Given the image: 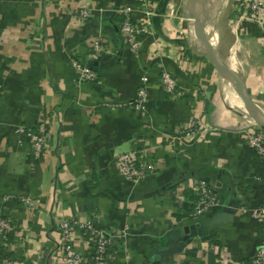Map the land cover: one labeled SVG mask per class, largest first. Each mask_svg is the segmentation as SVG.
Instances as JSON below:
<instances>
[{"label": "crops", "instance_id": "0c3cea01", "mask_svg": "<svg viewBox=\"0 0 264 264\" xmlns=\"http://www.w3.org/2000/svg\"><path fill=\"white\" fill-rule=\"evenodd\" d=\"M150 1L148 11L138 0H0V216L11 223L0 264H62L64 218L114 232L105 264H249L264 239V220L251 215L264 204V160L245 140L251 122L189 45L185 0ZM123 4L145 29L136 52L120 34ZM82 6L88 17L78 14ZM244 12V0H232V39L221 47L264 111V7L262 25ZM94 39L102 53L89 61ZM74 58L89 64L94 81L76 80ZM163 70L176 80L174 95L161 84ZM142 84L147 96L137 108ZM192 122L206 132L180 137ZM19 125L45 130L38 158ZM129 150L154 165L139 182L117 170V154ZM195 179L221 201L197 218ZM233 201L231 216L211 226ZM183 227L206 231L191 237ZM74 232L76 250L89 253L91 238Z\"/></svg>", "mask_w": 264, "mask_h": 264}, {"label": "built area", "instance_id": "2783aa9c", "mask_svg": "<svg viewBox=\"0 0 264 264\" xmlns=\"http://www.w3.org/2000/svg\"><path fill=\"white\" fill-rule=\"evenodd\" d=\"M140 4L147 8L151 7L150 0H138ZM264 0H244L245 15L248 19L262 25V13ZM121 20L119 23L120 34L128 46L129 50L136 52L139 46V34L145 31L140 21L137 20L134 13V8L131 5L123 4L119 8ZM80 17H88L89 11L85 6L78 11ZM151 15V12L147 13ZM88 54L89 61L97 60L102 48L99 39H94L90 45ZM76 80L94 81L95 73L89 64L82 62L79 58H74L71 62ZM161 84L166 92L174 95L176 93V80L172 74L163 70L160 76ZM147 96V87L142 84L135 97L136 107H142ZM251 122L253 129L246 133V143L255 152L256 156L264 160V132L262 127ZM205 133L206 127L200 122H192L190 126L182 131L179 135L188 136L193 132ZM16 132L20 136L27 137L31 142L33 158H38L46 146V133L43 129L34 131L31 127L19 125L16 127ZM116 166L119 174L130 182H139L151 174L154 170V165L147 161L144 154L138 150L123 151L116 156ZM193 191L195 199L193 201L192 215L193 217L201 216L210 207L221 206L218 193L213 185L205 180L195 179L193 181ZM21 201L27 205L30 210L35 209V203L29 196H21ZM245 211V209H244ZM251 215L261 221L264 220V204L251 209ZM11 226L10 220L0 216V239H3ZM80 228L84 235L90 237V251L85 254L74 247L75 228ZM61 231L60 246L61 252L59 259L62 264H105L109 250L112 245L114 232L111 230H101L96 228L92 223H78L72 219H61L59 222ZM249 264H264V239L252 254Z\"/></svg>", "mask_w": 264, "mask_h": 264}, {"label": "water", "instance_id": "95a60500", "mask_svg": "<svg viewBox=\"0 0 264 264\" xmlns=\"http://www.w3.org/2000/svg\"><path fill=\"white\" fill-rule=\"evenodd\" d=\"M222 2L223 0H185L184 16L187 18L186 32L188 43L195 52L207 57L222 80L231 83L242 101L246 118L256 125L264 127V111L250 98L242 78L228 65L225 58L220 57L216 50L220 43V27L227 23L232 8V0H229V12L222 15L221 13L224 9L222 8ZM207 23H211L210 27ZM237 206V201L223 206L218 218L211 226L229 218ZM180 231L187 234L189 233V228L183 227ZM205 231L194 230L189 234L191 237H195ZM186 242H189V239ZM184 245L185 242H181L180 246Z\"/></svg>", "mask_w": 264, "mask_h": 264}, {"label": "rangeland", "instance_id": "374dc122", "mask_svg": "<svg viewBox=\"0 0 264 264\" xmlns=\"http://www.w3.org/2000/svg\"><path fill=\"white\" fill-rule=\"evenodd\" d=\"M176 1V3H177V5H179L180 4V1L181 0H175ZM229 0H224V9H223V11H222V15H225V14H228V9H229ZM175 8H176V5L174 6ZM173 11V10H172ZM230 14H231V12L229 13V18H230ZM229 18H228V21H227V26H226V24H224L222 27H220V44L216 47V50H217V52H218V54L220 55V57H222V58H225V56H226V49H225V46L222 48L221 47V45H222V43H224V41H228V38L231 40L232 38V36L230 35V32H229V30H231L229 27H228V23H229ZM233 22V21H232ZM210 27V26H209ZM226 43V42H225ZM236 67V66H235ZM222 80V79H221ZM223 82H224V84H225V86L229 89L228 91H229V93H230V95L231 96H233V97H231V99L233 100V101H235V98H237L238 99V97H239V95H238V93L234 90V88H233V86L231 85V83H229V82H226V81H224V80H222ZM221 81V82H222ZM238 96V97H237ZM240 98V97H239ZM241 100V99H240Z\"/></svg>", "mask_w": 264, "mask_h": 264}, {"label": "bare ground", "instance_id": "6f19581e", "mask_svg": "<svg viewBox=\"0 0 264 264\" xmlns=\"http://www.w3.org/2000/svg\"><path fill=\"white\" fill-rule=\"evenodd\" d=\"M207 25L209 26V25H211V23H207ZM236 51V50H235ZM236 53V52H235ZM236 57V56H235ZM229 65H230V67L232 68V69H234V70H236V64H235V61L233 60V59H230L229 60ZM238 97V96H237ZM229 101L231 102V104H233L235 107H238L239 109H241V110H243V105H242V101L240 100V98L238 97V99L237 98H235V101H233L232 99H231V96H230V98H229Z\"/></svg>", "mask_w": 264, "mask_h": 264}]
</instances>
